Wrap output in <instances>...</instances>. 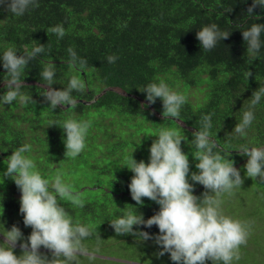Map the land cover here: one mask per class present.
I'll list each match as a JSON object with an SVG mask.
<instances>
[{
  "label": "trees",
  "instance_id": "16d2710c",
  "mask_svg": "<svg viewBox=\"0 0 264 264\" xmlns=\"http://www.w3.org/2000/svg\"><path fill=\"white\" fill-rule=\"evenodd\" d=\"M252 2L38 0L39 7L29 8L23 16H15L0 6V56L8 47H13L18 55L40 44L44 47V52L29 62L21 77L25 84L21 93L32 97L36 104L15 101L9 106L0 102V173L6 170L7 156L29 144L31 151L26 155L33 159L44 178L51 180L60 174L73 191L81 194L84 207L61 202L74 223L93 230L83 244L94 259L79 256L76 264L85 260L173 264L169 254L151 262L139 257V253L161 250L153 240L144 241L139 233L145 231L154 236L159 232L155 225H134L136 232L124 236H118L110 226L113 219L129 211L142 213L147 220L159 210V205L147 198H143L142 207L132 200L128 184L133 173L125 166L131 155L137 162L149 161L151 143L162 128H175L185 138L181 147L189 155L190 176L191 172H198L197 161L191 155L196 151L194 132L201 127V117L212 114L210 133L218 145L214 151L230 152L234 166L246 177L244 165L248 158L239 151L243 146L264 148V97L253 109L254 120L246 135L234 131L243 113L249 110L253 91L264 87V33L261 50L255 57L246 51L242 38V32L251 25L264 24V9L257 6L252 14L247 12ZM213 23L230 35L212 50L204 51L196 32ZM57 25L65 29L63 38L48 32ZM69 49L78 59L87 61L83 70L78 71V66L69 69ZM112 55L118 59L110 64L107 57ZM49 62L55 65L53 89L66 88L74 75L85 82L83 92H72L77 100L75 108L58 106L52 110L43 97L48 85L40 73ZM7 79L0 61V96L6 91ZM161 80L187 97L179 118H164L162 101L158 98L149 104L142 92L146 85ZM194 89L201 91L202 96L193 99ZM69 118L91 122L86 147L74 159L64 155L66 134L59 127ZM246 178L254 190L264 191L260 178ZM194 189L197 196L205 191L198 183ZM20 195L14 181L0 178V233L15 224L25 237L30 235L31 228L24 226L19 212ZM259 215L263 219L257 213L252 220ZM251 233L247 245L241 246V259L236 264H264V243L260 237L263 230L253 236ZM3 240L0 235V242ZM250 243L252 249L248 248ZM40 251L50 256L43 247ZM15 254H21L19 246Z\"/></svg>",
  "mask_w": 264,
  "mask_h": 264
},
{
  "label": "clouds",
  "instance_id": "9594fccd",
  "mask_svg": "<svg viewBox=\"0 0 264 264\" xmlns=\"http://www.w3.org/2000/svg\"><path fill=\"white\" fill-rule=\"evenodd\" d=\"M0 6H5L9 13L23 16L29 8L39 7L38 0H0ZM264 9V0H253L247 12L253 13L257 7ZM259 18V16H258ZM58 38H63L65 29L57 25L48 29ZM264 24L255 23L242 32L246 51L250 56H257L261 50V34ZM228 32L220 31L213 23L203 26L196 32V39L201 49L210 51L219 41L229 37ZM71 55L69 69L78 71L86 67L87 61L78 59L76 53L68 50ZM44 52L43 44L25 49L18 55L13 47H8L0 56L8 79L5 81L6 91L0 96V102L11 106L19 101L23 105L36 104L32 97L22 94L25 86L21 77L29 62ZM117 56L107 57L108 63H115ZM251 72L248 76L251 77ZM41 79L47 81L48 90L43 96L49 107L55 110L58 106L75 108L77 100L72 92H83L85 82L74 75L66 88L53 89L55 83V65L52 62L40 73ZM146 100L154 104L159 98L162 101L164 118H179L180 110L187 102V97L172 90L163 80L150 83L144 87ZM249 110L234 127L241 136L246 135V129L254 120L253 109L264 97V87L253 91ZM212 114L201 117V127L194 132L193 141L196 151L192 158L198 172L190 173L189 155L182 151L181 142L186 141L175 128H162L150 146L149 161L137 162L133 155L125 166L133 175L128 188L131 198L138 206H144L143 198L159 205V210L147 220L143 214L136 215L129 211L125 215L110 222L118 236L129 235L133 226L143 225L146 228L156 226L158 234L150 235L139 231L144 241L153 240L160 247L158 257L169 254L173 264H233L241 259V246H246L251 233V225L247 221L233 219L222 210L223 194L231 195L234 188L241 187L243 179L240 170L230 158V152L214 151L218 147L211 138L210 129ZM60 128L66 134L63 143L65 157L76 158L86 147V138L91 127L90 121L67 119ZM31 151V145L25 144L12 151L4 161L6 170L0 173V178H10L19 189V212L23 216L25 227L31 228V233L24 236L15 224L9 230L0 233L4 237L0 242V264H76L77 257H94L84 246L83 241L93 234L88 226L74 223L72 216L61 203H71L76 207H84V200L79 192L73 191L72 185L65 182L60 174L47 179L36 170L33 159L26 155ZM239 154L246 156L244 165L246 177L260 178L264 181V148L243 146ZM191 180V183L189 182ZM203 186L205 191L194 195L195 184ZM19 246L20 255L15 254ZM43 247L50 256L40 249Z\"/></svg>",
  "mask_w": 264,
  "mask_h": 264
},
{
  "label": "rangeland",
  "instance_id": "374dc122",
  "mask_svg": "<svg viewBox=\"0 0 264 264\" xmlns=\"http://www.w3.org/2000/svg\"><path fill=\"white\" fill-rule=\"evenodd\" d=\"M201 96H202L201 91L197 89H194V91L192 90L191 97L193 99H197L198 97H201ZM241 177L244 181L241 187L234 188L231 195L223 194L221 196V199L223 201L222 210L224 214L232 217L233 219H239L241 221L249 222L251 225V229L253 228L252 230L253 232L251 233V236L257 234L258 231L263 230V234H260V237L262 238V241L264 243V237H263L264 236V229H263L264 228V191L262 192L260 189L254 190L253 189L254 186H252L251 183L249 182L246 183L247 178L244 176H241ZM257 213H261L263 215V219H261L262 216L259 215V216H256L257 217L256 219L254 218L252 220V217ZM113 240H112V243L114 244L118 243ZM248 248L252 249L253 244L250 243ZM158 252L159 250L153 249L147 252L146 255H145V252H144V255H142L139 252L138 253L140 254L139 257L146 258L144 261L151 262L154 260L159 261L161 257L157 256ZM251 259L252 261H254V258H251ZM236 263L237 262H235L234 264ZM77 264H108V263H103L101 261H86L85 260V261H79Z\"/></svg>",
  "mask_w": 264,
  "mask_h": 264
},
{
  "label": "water",
  "instance_id": "95a60500",
  "mask_svg": "<svg viewBox=\"0 0 264 264\" xmlns=\"http://www.w3.org/2000/svg\"><path fill=\"white\" fill-rule=\"evenodd\" d=\"M107 91V89H105L104 91H102V93H100L99 95H97L96 99L101 96V94L105 93Z\"/></svg>",
  "mask_w": 264,
  "mask_h": 264
},
{
  "label": "bare ground",
  "instance_id": "6f19581e",
  "mask_svg": "<svg viewBox=\"0 0 264 264\" xmlns=\"http://www.w3.org/2000/svg\"><path fill=\"white\" fill-rule=\"evenodd\" d=\"M143 245V244H142Z\"/></svg>",
  "mask_w": 264,
  "mask_h": 264
}]
</instances>
